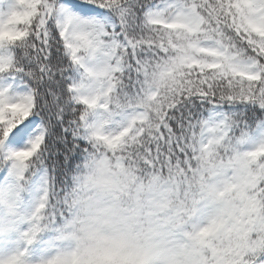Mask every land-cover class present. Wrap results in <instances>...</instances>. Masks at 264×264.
Returning <instances> with one entry per match:
<instances>
[{"label":"snow or ice","instance_id":"snow-or-ice-1","mask_svg":"<svg viewBox=\"0 0 264 264\" xmlns=\"http://www.w3.org/2000/svg\"><path fill=\"white\" fill-rule=\"evenodd\" d=\"M103 146L169 172L183 264H264V0H0V182L26 185L27 245Z\"/></svg>","mask_w":264,"mask_h":264},{"label":"clouds","instance_id":"clouds-1","mask_svg":"<svg viewBox=\"0 0 264 264\" xmlns=\"http://www.w3.org/2000/svg\"><path fill=\"white\" fill-rule=\"evenodd\" d=\"M14 180L26 187L13 176L0 182V237L30 226L25 194L14 199L7 190ZM173 184L169 172L146 169L107 146L90 152L72 174L68 213L44 222L55 244L42 264H183L172 225L182 201Z\"/></svg>","mask_w":264,"mask_h":264},{"label":"trees","instance_id":"trees-1","mask_svg":"<svg viewBox=\"0 0 264 264\" xmlns=\"http://www.w3.org/2000/svg\"><path fill=\"white\" fill-rule=\"evenodd\" d=\"M59 160L63 162V155L59 156ZM75 160H82V158L76 157L75 159H70L69 164H74ZM26 227L27 225H24L21 228L17 229L16 232L19 234L20 238H21V233L24 231ZM8 239H9V236L0 237V253L2 252L3 244L6 243ZM21 241L24 245V250L27 249L28 259L33 258L34 256H36L38 251L47 249L51 244L55 242L54 237L52 236L51 230H46L40 233L38 238L35 241H33L31 245H27L26 241H24L23 239H21Z\"/></svg>","mask_w":264,"mask_h":264},{"label":"rangeland","instance_id":"rangeland-1","mask_svg":"<svg viewBox=\"0 0 264 264\" xmlns=\"http://www.w3.org/2000/svg\"><path fill=\"white\" fill-rule=\"evenodd\" d=\"M54 244H51L47 249L38 251L36 256L29 259L30 264H41V261L51 254ZM16 250H24V245L17 232L10 235L8 241L3 244L0 256L15 252Z\"/></svg>","mask_w":264,"mask_h":264}]
</instances>
